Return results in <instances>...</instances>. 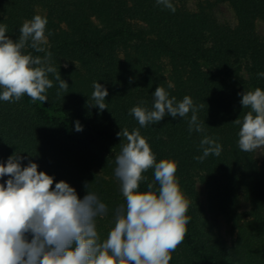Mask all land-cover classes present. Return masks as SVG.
I'll return each mask as SVG.
<instances>
[{
    "label": "trees",
    "instance_id": "1",
    "mask_svg": "<svg viewBox=\"0 0 264 264\" xmlns=\"http://www.w3.org/2000/svg\"><path fill=\"white\" fill-rule=\"evenodd\" d=\"M218 1L233 6L237 26L221 24L204 9L190 12L176 0H171L174 13L157 0H0V25L14 41L26 20L37 14L47 19L45 33L51 40L43 45L45 51L26 47L23 52L42 58L51 52L50 65L56 69L48 74L53 87L44 103L27 95L0 100V163L20 154L22 166L37 163L55 182L69 183L79 198L95 193L107 213L115 214L126 204L115 183L121 184L116 156L126 143L117 134L139 129L157 163L169 159L177 164L176 179L189 204L181 243L188 259L264 264V151L259 160L256 151L240 150V125L234 122L250 110L243 109L241 94L264 90L259 75L264 73V40L255 28L257 19L264 20V0ZM56 74L69 84L67 92L59 90ZM94 82L109 93L102 112L90 106ZM158 86L177 102L191 97L204 131H189L191 111L141 127L130 110H152ZM77 122L82 131H76ZM205 136L222 151L201 162L195 157L202 155ZM143 175L139 191H147L149 183L158 188L154 169ZM243 198L250 207L247 218L240 212ZM220 216L238 229L233 243L218 228ZM171 256L170 264H185L176 250Z\"/></svg>",
    "mask_w": 264,
    "mask_h": 264
},
{
    "label": "clouds",
    "instance_id": "2",
    "mask_svg": "<svg viewBox=\"0 0 264 264\" xmlns=\"http://www.w3.org/2000/svg\"><path fill=\"white\" fill-rule=\"evenodd\" d=\"M157 3L176 11L171 0ZM46 25V18L35 15L23 23L16 41L6 35V26L0 25V100L19 101L25 95L32 101L48 100L45 93L53 87L48 74L56 73L50 65L52 53L42 58L23 52L26 47L45 51ZM55 79L59 90L67 92L69 84L61 75L56 74ZM93 88L90 106L102 112L107 108L108 90L99 82H94ZM241 95L243 109L250 110L242 121H234L240 125L238 146L252 152L264 147V90L256 88ZM153 98L152 110L141 106L130 110L141 127L161 122L166 115L184 118L191 111L189 131H204L191 97L177 102L158 86ZM76 131H82L79 122ZM117 135L126 141L115 160V175L121 181L126 204L116 210L114 227L103 241L95 218L106 214L107 206L95 193L87 191L79 198L75 188L65 181L55 182L54 177L38 170L37 163L22 166L24 157L17 153L6 164L0 163V179L9 177L0 183V264H170L171 253L183 242L189 222V204L175 175L177 164L169 159L157 163L139 129L129 132L125 128ZM201 148L202 155L195 157L201 162L222 151L221 145L207 136L201 140ZM149 169H154L158 188L149 183L147 191H139L140 182L146 179L143 173Z\"/></svg>",
    "mask_w": 264,
    "mask_h": 264
},
{
    "label": "rangeland",
    "instance_id": "3",
    "mask_svg": "<svg viewBox=\"0 0 264 264\" xmlns=\"http://www.w3.org/2000/svg\"><path fill=\"white\" fill-rule=\"evenodd\" d=\"M176 2L183 8L190 12H197L201 9L206 10L207 12H212L218 19V21L221 24H227L232 27L237 26L238 24V18L236 15V12L233 8V6L228 1H218V0H176ZM255 28L259 36H261L264 40V20L257 19L255 22ZM45 36L47 37V43H50L51 37L47 33H45ZM165 63H167L168 69L170 68L168 65L169 59L165 58ZM256 156L259 160L262 159L264 147L258 148L255 150ZM115 183L117 184L118 189L121 191V184L119 181L115 180ZM203 194L205 193V188L201 187ZM122 194V191H121ZM123 198V194L121 195ZM125 199V198H124ZM126 202V200L124 201ZM125 205V204H124ZM123 205V206H124ZM249 203L246 201V199L243 198L241 203L240 212L243 218L248 217L249 212ZM217 225L221 232V234L230 242L233 243L235 238H237L238 235V229L236 226L225 219V217L220 216L217 219ZM114 221H115V214H109L106 212V214L102 216H97L95 218L96 223V229L98 232V235L100 237V240L103 241L109 232V230L114 227ZM176 253L181 257V259L185 262V264H195L193 261L189 260L188 252L185 249V247L180 244L175 249ZM188 255V256H187Z\"/></svg>",
    "mask_w": 264,
    "mask_h": 264
}]
</instances>
